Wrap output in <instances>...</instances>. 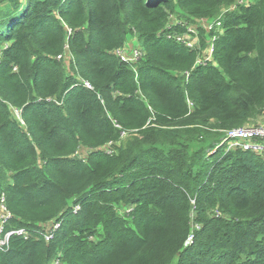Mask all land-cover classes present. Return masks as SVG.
Returning <instances> with one entry per match:
<instances>
[{
	"label": "trees",
	"instance_id": "trees-1",
	"mask_svg": "<svg viewBox=\"0 0 264 264\" xmlns=\"http://www.w3.org/2000/svg\"><path fill=\"white\" fill-rule=\"evenodd\" d=\"M263 114L264 0H0V264H264V160L219 147Z\"/></svg>",
	"mask_w": 264,
	"mask_h": 264
},
{
	"label": "built area",
	"instance_id": "built-area-1",
	"mask_svg": "<svg viewBox=\"0 0 264 264\" xmlns=\"http://www.w3.org/2000/svg\"><path fill=\"white\" fill-rule=\"evenodd\" d=\"M185 26V32L181 34H176L173 37L178 43L183 44L190 50H199L200 49V41L197 37H193L190 35L194 34V31L191 30L188 25V22H182ZM215 25V21L211 23V27L208 29L209 31ZM219 26H217V29ZM214 41V40H213ZM213 41H209V44L205 51L203 52L204 60H210L213 55L214 44ZM115 56L126 64L134 65L138 63L144 56V52L142 50H132L125 45L124 47L117 49L114 51ZM62 56H59L57 59H62ZM68 51L66 48V52L64 55V59L68 58ZM86 87L89 88L88 84L84 83ZM224 139L221 141L219 147H225L226 151L232 150H242L252 152L254 154L259 155L264 160V123L258 126H243L239 128H234L225 131ZM11 218L10 213L8 212L5 205L4 195H0V250H4L9 245V240L13 236L23 237L24 239L28 238V232L25 229H13L5 231V226L7 221ZM59 222H54L50 224L43 233V238L46 242H49L53 239L54 234L60 228ZM191 237L188 241H191Z\"/></svg>",
	"mask_w": 264,
	"mask_h": 264
},
{
	"label": "rangeland",
	"instance_id": "rangeland-1",
	"mask_svg": "<svg viewBox=\"0 0 264 264\" xmlns=\"http://www.w3.org/2000/svg\"><path fill=\"white\" fill-rule=\"evenodd\" d=\"M243 1L248 2L249 0H243ZM221 12H226V11L221 10ZM169 22L175 23V19L173 17H171L169 19ZM212 22L213 21H191V22H189L188 27L194 31V34L191 33L190 35H192L193 37H197L200 41L201 37L199 36V33H201L202 31L206 34L209 33L208 29L211 27ZM126 45L129 49H132V50H142L140 42L133 35H130ZM11 111H12L13 117L15 119L19 120V113L17 111H14V110H11ZM263 123H264V114L261 116H257L256 119L254 121H252L249 126H258V125H261ZM130 139H131V135L123 134L120 142L117 144L125 145ZM107 148L108 147H106L105 149H107ZM85 151L86 150L81 148L78 156L83 157ZM122 209H124V210L127 209V206L122 205ZM173 264H175V262H173Z\"/></svg>",
	"mask_w": 264,
	"mask_h": 264
}]
</instances>
